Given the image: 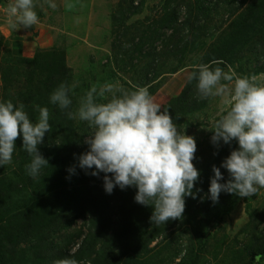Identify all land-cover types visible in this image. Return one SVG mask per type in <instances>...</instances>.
<instances>
[{"label": "rangeland", "instance_id": "1", "mask_svg": "<svg viewBox=\"0 0 264 264\" xmlns=\"http://www.w3.org/2000/svg\"><path fill=\"white\" fill-rule=\"evenodd\" d=\"M261 1L33 0L39 22L30 28L21 26L13 29L11 23L15 20H10L5 11L13 0H0V101L11 100L16 105L22 103L28 115L34 110L32 114L37 119L40 99L33 96L29 100L26 89L42 82L47 71L35 72L25 60H31L37 54L40 60L51 51L64 56L67 67L65 78L72 88L69 93L72 112L77 110L80 100L93 85L99 89L105 83H112L129 91L146 87L154 102L162 110L169 111L178 129L195 138L197 151L193 164L200 172L195 188L209 197L213 165L219 167L238 145L235 141L230 145L221 142L218 147L211 143L213 133L209 130L226 112L227 106L221 98L198 100L194 81L190 92L185 93L196 101L190 110L180 103L182 91L188 76L200 64L220 67L226 72L231 70L240 77H255V83L264 86V37L258 33L260 37L246 41L242 51L239 43L234 41V33L237 32L245 42L243 32L235 29H242L244 21L250 18L253 11L257 15L254 7ZM164 12H174L175 30L164 29V35L156 34L159 30L156 21L164 16ZM186 21L189 25L181 26ZM181 27L187 28L182 30ZM163 38L166 39L164 42ZM150 47L154 48V52L148 54ZM223 47L228 51L224 58H220L219 50ZM106 97L110 99L111 93H106ZM97 102L106 100L98 99ZM48 110L50 118L53 114ZM71 124L75 150L70 152L67 163L73 166L77 163L76 157L88 150L84 141L93 129L79 119L72 120ZM13 157L11 164L0 166V178L15 179L10 177V173L23 164L19 157ZM77 170L79 180L80 168ZM221 172L225 179L220 182L225 183L228 173L223 168ZM39 177L31 178V187L26 184L23 190L7 194L10 200L7 204L3 205L0 199L3 220L30 206L37 196ZM70 179L71 184L78 181L74 175ZM116 190L111 194L115 201L130 192V189L121 190L119 187ZM206 206L202 210V218H197L192 225L179 230L176 226L171 228V231L175 230L174 237L179 236L173 250L180 252L173 262L167 264H264V189L250 198L221 192L218 202L213 203L209 199ZM5 223L2 221L1 226ZM75 223V242L69 244L65 232L62 233L68 253L76 251L87 236L95 241L101 236L93 216L86 215ZM4 228L0 233L6 231V235L14 234L17 229L15 224ZM98 243L91 245L89 259L80 260L82 264H92L89 261L106 249L107 245L101 248ZM155 244L154 241L149 247ZM93 250L96 251L95 256ZM170 253L172 249L165 255ZM160 257L163 258L162 255ZM6 264H36V258L29 251L27 256L15 254ZM152 264L162 263L154 260Z\"/></svg>", "mask_w": 264, "mask_h": 264}, {"label": "clouds", "instance_id": "2", "mask_svg": "<svg viewBox=\"0 0 264 264\" xmlns=\"http://www.w3.org/2000/svg\"><path fill=\"white\" fill-rule=\"evenodd\" d=\"M54 7V5H53ZM71 7V5H69ZM33 0H13L5 9L11 27L30 28L39 22ZM196 81L198 100L221 98L226 112L209 130L211 143L218 147L221 142L238 147L222 161L213 165V176L208 189L209 198L218 202L221 192L240 198H250L264 189V86L255 83V77L236 76L231 70L212 68L200 64L188 76V82ZM72 88L61 83L50 95V103L61 110L69 109ZM117 92L119 94H117ZM111 93V98L106 97ZM98 99L106 102H97ZM39 115L33 122L25 106L11 100L0 101V166L12 163L16 150L15 141L22 137V149L30 157L25 165L26 173L37 179L41 170L49 166L39 151L46 133L51 131L49 110L37 108ZM68 119L87 122L93 129L84 141L88 150L80 154L77 164L69 167L70 174L76 168L86 174L99 176L104 173L103 187L107 194L114 188L137 189L134 201L153 209L150 223L166 224L182 219L186 197L196 198L193 188L200 172L194 166L197 144L195 138L181 132L168 110L155 103L146 87L135 90L117 88L105 83L99 89L93 85L80 100L75 112H67ZM221 168L228 173L223 181ZM95 169L90 173L88 170ZM110 174V175H109ZM202 190L197 189V193ZM53 264H82L68 257Z\"/></svg>", "mask_w": 264, "mask_h": 264}, {"label": "trees", "instance_id": "3", "mask_svg": "<svg viewBox=\"0 0 264 264\" xmlns=\"http://www.w3.org/2000/svg\"><path fill=\"white\" fill-rule=\"evenodd\" d=\"M254 9L257 10V15H254L256 12L253 11L250 18L244 21L242 29H235V31L243 32L246 38L245 42L242 37L240 38L239 33L234 31V41L239 43L241 51L246 46V41L260 37L258 33L264 37V0L261 1V4L260 2L256 4ZM175 20L174 12H164V16L156 21L159 24L156 34L164 35V29L175 30ZM188 25L186 21L181 26ZM185 28L187 27H181L182 30ZM144 35L143 37L146 38V33ZM229 36L231 37V35ZM165 40L163 38L162 41ZM227 51L226 47L220 48L219 57L224 58ZM153 52L154 48L150 47V51L147 53ZM25 62L30 63L35 72L36 70L47 71V76L42 82L35 83L26 89V96L29 100L33 96L34 99H40L39 107H47L53 114L49 118L51 131L46 133L43 143L38 146L43 157L48 160L49 166H45L41 170L43 175L39 177V183L36 185L38 187L37 196L30 206L19 210L12 217L4 218L5 220H3V213H0V231H3L4 227L9 224H15L17 227L14 234L6 235V231L0 233V264L10 262L15 254L27 256L29 251L36 258V264H53L55 260L70 256L77 261L89 259L91 245H96L98 242L101 248L105 245L107 247L101 254L99 252L96 258L89 261L92 264H152L154 260L162 264L173 262L180 250L179 252L173 250L176 249L174 246L179 242V236L174 237L175 230L171 231V228L176 226V230H179L180 227L185 228L186 225H192L197 218H202L204 214L202 210L207 207L206 203L210 198L203 196V191L197 193L194 186L193 192L196 193V198H185L186 207L182 216L185 221L181 222L182 219L171 220L166 224L157 225L150 223L153 209L134 201L137 192L135 187L126 188L130 189V192L115 201L111 194H107L104 190V175H101L102 173L99 176L89 174L91 178H88L85 170L80 169L78 180L77 172L70 174L67 171L71 167L67 163V158L70 152L74 153L75 150L72 120L67 116L71 107L61 110L58 106L51 104L49 100L51 93L61 83L67 84L68 80L65 78L67 67L64 56L51 51L48 54L45 53L40 60L39 54H37L33 59H27ZM2 80L4 81V76ZM193 82H187L184 86L180 102L189 109L191 106H195L196 101L195 98H191L190 94L185 93L186 91L190 92ZM33 111H30L29 117L35 122L36 117L32 114ZM15 145L16 153L14 152L13 156L19 157L23 165H20L22 166L20 169L17 168L10 173V177L15 178L14 180L10 181L5 176L0 178V199L3 205L10 201L7 199V194L23 190L26 184L31 187V177L25 170V165L30 163V157L21 150L22 137L15 141ZM77 168L76 171H78ZM93 170L95 169L88 170V172ZM69 175L70 177L74 175L78 181L71 184L70 177L67 178ZM90 183L92 186H89ZM117 188H114L113 191H117ZM207 211H209V207ZM86 215L95 218L96 227L100 230L101 236L96 241L91 236H87L76 251L68 253L66 245L63 243L62 233L65 232L69 244L75 242V222ZM2 221L7 224L1 226ZM154 241L156 244L150 248L149 246ZM171 249L172 253L165 255ZM95 252V250L92 251L94 256ZM247 252L253 255V252L249 250ZM4 259L9 260L3 261Z\"/></svg>", "mask_w": 264, "mask_h": 264}, {"label": "crops", "instance_id": "4", "mask_svg": "<svg viewBox=\"0 0 264 264\" xmlns=\"http://www.w3.org/2000/svg\"><path fill=\"white\" fill-rule=\"evenodd\" d=\"M23 39V38H22ZM29 50L27 49V51L26 52H28Z\"/></svg>", "mask_w": 264, "mask_h": 264}]
</instances>
